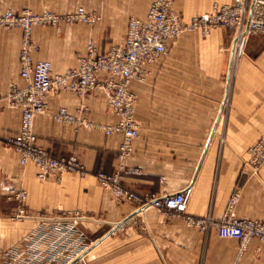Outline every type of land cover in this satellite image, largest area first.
I'll return each instance as SVG.
<instances>
[{
	"label": "crops",
	"instance_id": "0c3cea01",
	"mask_svg": "<svg viewBox=\"0 0 264 264\" xmlns=\"http://www.w3.org/2000/svg\"><path fill=\"white\" fill-rule=\"evenodd\" d=\"M234 0H173V9L189 24ZM154 0H0V13L51 11L69 14L84 7L100 20L94 26L64 24L61 31L36 26L35 61H49L53 75L79 67L92 41L100 54L124 43L129 21L145 20ZM234 31L214 29L184 33L168 53L149 65L145 82H133L139 139L127 161L138 170L123 175L126 189L140 195H171L193 189L187 213L223 221L233 197L239 219L264 222V166L254 174L246 166L248 151L264 139V35H253L236 57ZM22 31L0 32V138L19 132L22 111L8 106L13 86L23 90ZM105 81L108 76L100 75ZM49 111L35 119L39 145L54 158L76 156L88 175L68 173L58 181H40L33 166L24 167L18 152L0 145V264L2 254L35 228L42 214L79 213L81 227L93 242L88 264H264V244L253 240L241 255L237 239L207 233L156 208L118 199L96 180L114 174L124 135L107 130L119 123L104 91L86 96L63 92L48 98ZM83 126L55 120L60 109ZM26 190L23 221L11 217ZM241 255V256H240Z\"/></svg>",
	"mask_w": 264,
	"mask_h": 264
},
{
	"label": "built area",
	"instance_id": "2783aa9c",
	"mask_svg": "<svg viewBox=\"0 0 264 264\" xmlns=\"http://www.w3.org/2000/svg\"><path fill=\"white\" fill-rule=\"evenodd\" d=\"M99 20L96 14L88 13L84 7L61 15L51 11L34 13L28 10L22 13L11 10L0 13V32L13 29L22 31L21 77L28 84L23 90L13 86L7 96L8 106L22 111V120L19 132L4 141L0 138V145L15 149L24 167L36 168L40 181H60L68 173L86 177L88 172L76 156L57 159L39 145L35 119L49 111L48 98L52 95L73 92L86 96L94 91H104L110 108L119 119L118 125L107 132L122 133L124 143L120 149L118 170L111 175L97 174L99 185L113 192L118 199L137 203L144 208L159 209L203 233L215 228L221 238L240 242L241 255L253 240L264 244V222L237 218L233 210L236 196L231 200L223 221L216 223L211 217L198 218L187 213L193 193L191 187L171 195L140 196L122 184L123 175L139 172L127 167L134 143L140 137L135 119L137 97L131 89L132 83L145 82L148 66L166 55L168 45L187 32L199 31L207 36L214 29L234 31L233 53L236 57L251 36L264 35V0H234L230 5H215L212 12L195 17L189 24H184L180 14L173 9V0H154L145 20L132 18L129 21L124 43L100 54L90 41L88 53L80 58L77 69L63 75H53L51 62L35 61L34 53L38 48L32 33L36 26L61 31L64 24L94 26ZM101 74L107 75L108 79L102 81ZM54 118L61 124L84 125L79 117L70 114L65 108L60 109ZM248 156L246 166L254 174L259 173L264 166V139L249 149ZM12 198L20 203L21 208L11 219H27L23 208L28 198L27 191H19ZM82 220L79 213L65 211L40 215L35 228L23 241L2 254V264H88L93 242L81 227Z\"/></svg>",
	"mask_w": 264,
	"mask_h": 264
},
{
	"label": "bare ground",
	"instance_id": "6f19581e",
	"mask_svg": "<svg viewBox=\"0 0 264 264\" xmlns=\"http://www.w3.org/2000/svg\"><path fill=\"white\" fill-rule=\"evenodd\" d=\"M242 48H243V45H242V47H241V51H242ZM65 176V175H64Z\"/></svg>",
	"mask_w": 264,
	"mask_h": 264
}]
</instances>
